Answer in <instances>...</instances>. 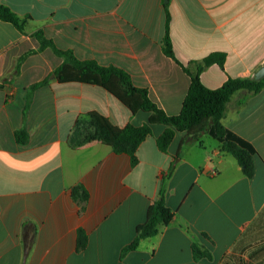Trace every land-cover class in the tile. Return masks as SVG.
Masks as SVG:
<instances>
[{
    "label": "crops",
    "instance_id": "obj_1",
    "mask_svg": "<svg viewBox=\"0 0 264 264\" xmlns=\"http://www.w3.org/2000/svg\"><path fill=\"white\" fill-rule=\"evenodd\" d=\"M22 17L26 31L0 19V264H264V88L242 90L227 105L223 124L256 149L255 174L204 134L186 141L177 131L166 152L157 144L165 130L128 154L94 141L76 146V122L91 111L123 127L141 126L150 113H132L104 88L59 82L63 58L51 48L28 56L20 72L2 82L19 57L40 46L43 29L60 49L127 71L135 86L168 115L179 114L191 78L162 49L166 18L176 57L201 61L226 54L223 67L201 74L219 88L229 78H254L264 65V0H0ZM54 76V77H52ZM49 79L28 102L31 85ZM26 127L28 141L16 132ZM214 139V138H213ZM170 175L169 169L172 167ZM81 185L88 198H75ZM172 222L136 249L137 227L160 198ZM88 244L78 249V232ZM212 259H196L193 246Z\"/></svg>",
    "mask_w": 264,
    "mask_h": 264
},
{
    "label": "trees",
    "instance_id": "obj_2",
    "mask_svg": "<svg viewBox=\"0 0 264 264\" xmlns=\"http://www.w3.org/2000/svg\"><path fill=\"white\" fill-rule=\"evenodd\" d=\"M0 19L12 23L18 30L25 32L30 17H22L6 5L0 4ZM169 27L170 15L167 14L166 33L162 40L163 52L174 59L191 78L182 109L176 115H168L153 102L148 89L135 86L131 75L124 69L114 65H101L93 59L81 60L72 50L60 49L54 40L46 36L43 29H38L32 33V36L40 44L39 48L27 51L19 57L12 71L2 79V82L17 75L22 63L28 56L51 48L56 55L63 58L62 64L54 71L59 82H79L100 86L116 97L132 113L143 110L151 114L148 122L141 126L128 123L120 127L112 123L107 116L97 111H91L86 115L87 122L84 119H78L76 122L75 133L81 136L79 141L75 143L76 146L94 141L103 142L112 146L117 154H128L131 157V163L134 165L138 161L136 153L140 144L152 135V125L162 124L165 126V130L157 139L158 147L162 151H167L177 131L186 133L177 154L178 157L182 156L186 141L197 142L201 140L204 134H209L218 141L223 152L232 155L237 160L243 173L248 178H252L256 170L255 156L257 151L255 147L226 127L222 119L229 101L236 92L245 90L257 94L264 88V78L261 80L229 78L219 88H208L201 80L202 72L213 64L223 67L226 54L212 53L201 61H192L185 65L176 57ZM48 81L49 79H45L30 86L27 94L28 102L33 92ZM28 135L26 127L16 132L18 141L22 143L28 141ZM172 168L173 166L170 167L168 175L171 174ZM72 193L75 198L79 197L82 200L88 198V192L81 185L76 186ZM173 218L174 212L164 201V188L162 187L160 198L149 206L146 221L137 227L135 239L123 249L122 254L136 249L143 239L158 235L163 228L172 222ZM77 244L79 250L86 248L88 235L85 231L78 232ZM193 252L196 259H212L210 251L198 245L193 246Z\"/></svg>",
    "mask_w": 264,
    "mask_h": 264
},
{
    "label": "water",
    "instance_id": "obj_3",
    "mask_svg": "<svg viewBox=\"0 0 264 264\" xmlns=\"http://www.w3.org/2000/svg\"><path fill=\"white\" fill-rule=\"evenodd\" d=\"M262 78H264V65L256 72L254 77L255 80H261Z\"/></svg>",
    "mask_w": 264,
    "mask_h": 264
},
{
    "label": "rangeland",
    "instance_id": "obj_4",
    "mask_svg": "<svg viewBox=\"0 0 264 264\" xmlns=\"http://www.w3.org/2000/svg\"><path fill=\"white\" fill-rule=\"evenodd\" d=\"M207 140H211V141H216L215 139H213V138H210V137H207Z\"/></svg>",
    "mask_w": 264,
    "mask_h": 264
}]
</instances>
